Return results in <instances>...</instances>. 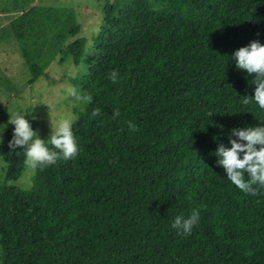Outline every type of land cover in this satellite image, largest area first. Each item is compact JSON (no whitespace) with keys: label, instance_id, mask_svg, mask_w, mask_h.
I'll use <instances>...</instances> for the list:
<instances>
[{"label":"trees","instance_id":"obj_1","mask_svg":"<svg viewBox=\"0 0 264 264\" xmlns=\"http://www.w3.org/2000/svg\"><path fill=\"white\" fill-rule=\"evenodd\" d=\"M101 12L88 69L71 79L93 98L72 125L75 158L14 185L24 150L9 149L0 108V264H264V189L239 190L215 155L232 129L264 126V109L243 103L254 76L232 57L264 44V0H104ZM79 33L72 11L30 7L0 23V44H18L30 86L57 56L81 63ZM194 207L198 224L178 235L175 216Z\"/></svg>","mask_w":264,"mask_h":264},{"label":"clouds","instance_id":"obj_2","mask_svg":"<svg viewBox=\"0 0 264 264\" xmlns=\"http://www.w3.org/2000/svg\"><path fill=\"white\" fill-rule=\"evenodd\" d=\"M232 57L239 70L253 75L252 84L255 85L252 97L244 96L245 105L254 101L259 108L264 109V44L258 40L251 41L249 45L236 50ZM120 74L118 71L109 73V79L113 84L118 83ZM66 98L73 105L87 106L92 103V96L82 93L75 86L65 89ZM101 114V109L94 108L91 117ZM120 110L114 109L112 119L120 116ZM26 116L20 112L9 115L7 124L14 126L12 139L8 142L9 149L22 148L24 150L25 163L32 169L47 167L55 164L58 160L73 159L78 153V145L72 131V125L78 119L76 115L61 116L57 119L47 141L39 138L33 130ZM3 128H0L2 134ZM128 127L136 131V126L129 121ZM231 135L237 139H229L230 147L218 145L215 155L217 165L222 167L227 179L239 190L246 194L258 195L260 189H264V126L232 129ZM0 143H3L0 136ZM114 163V161H113ZM247 177V179H246ZM200 212L192 208L190 213L176 215L171 227L178 235H190L193 227L198 224Z\"/></svg>","mask_w":264,"mask_h":264},{"label":"rangeland","instance_id":"obj_3","mask_svg":"<svg viewBox=\"0 0 264 264\" xmlns=\"http://www.w3.org/2000/svg\"><path fill=\"white\" fill-rule=\"evenodd\" d=\"M103 3L104 0H0V9L17 11L9 14L10 17L0 14L1 24L6 23L7 18L30 7L67 9L73 12L80 25V33L75 38L81 37L86 41L81 63L74 65L70 56L62 60L61 56H57L30 86L26 84L27 69L18 44H0V108H4L8 115L13 112L27 113L38 124L36 132L39 138L45 141L50 135L51 126L55 125L58 118L76 115V112L83 111L86 107L73 105L71 100L66 98L65 89L74 86L71 79H79L88 69L86 60L92 55L93 38L99 31ZM75 38L69 39L68 42ZM34 172L35 169L26 164L21 177L13 184L23 190H29ZM3 177L4 164L0 159V184Z\"/></svg>","mask_w":264,"mask_h":264}]
</instances>
